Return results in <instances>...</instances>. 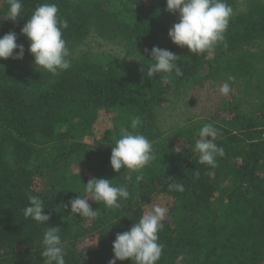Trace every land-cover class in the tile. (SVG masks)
I'll return each instance as SVG.
<instances>
[{"label":"trees","instance_id":"obj_1","mask_svg":"<svg viewBox=\"0 0 264 264\" xmlns=\"http://www.w3.org/2000/svg\"><path fill=\"white\" fill-rule=\"evenodd\" d=\"M43 2L56 3L68 21L63 36L72 66L59 75L38 70L21 33ZM227 3L233 15L225 42L192 54L168 36L179 16L166 0H23L16 21L5 20L8 3L0 0V37L13 31L25 48L22 59H0V264H44L47 226L61 229L66 264H109L117 233L156 205L167 208L157 264H264V0ZM153 46L181 57L182 74L173 73L172 83L147 77ZM225 81L232 90L219 92L205 120L219 129L215 143L225 150L213 167L193 151L200 128L165 130L160 114ZM136 115L154 146L140 182L141 173L110 165L120 127ZM93 177L126 185L130 198L110 210L89 198L99 212L94 219L71 214L69 201L85 196ZM29 195L44 201L49 221L25 218Z\"/></svg>","mask_w":264,"mask_h":264},{"label":"clouds","instance_id":"obj_2","mask_svg":"<svg viewBox=\"0 0 264 264\" xmlns=\"http://www.w3.org/2000/svg\"><path fill=\"white\" fill-rule=\"evenodd\" d=\"M8 8L5 20L16 21L23 17V0H7ZM167 11L179 13V22L174 23L168 31L173 43L187 47L192 54L212 51L218 44L225 42L233 8L227 0H166ZM59 7L54 2L37 4L27 22L21 28L29 43L28 52L33 55L38 70L44 69L52 75H59L72 65L69 59L71 53L64 30L68 28L67 19L59 14ZM17 34L10 31L0 37V59H22L25 53L23 44L17 43ZM18 49L17 52L14 50ZM145 51H149L145 49ZM153 63L147 66V77L161 74L165 83H172V74L181 75L177 61L181 57L168 49L153 46L150 50ZM231 85L225 81L220 87L222 95H228ZM142 117H131L130 127L121 126L119 138L112 145L110 165L115 172L122 168L141 173V170L154 159V146L151 140L139 129L142 127ZM199 139L196 140L193 151L198 154L201 164L217 166V157H224L225 150L215 143L219 129L209 122L199 129ZM198 176L199 173L197 172ZM143 175L138 174L136 181L140 182ZM169 190L183 191L182 184H169ZM85 196L78 195L69 201L71 214H80L84 218L94 219L99 215L98 209H93L88 200L103 203L107 209L119 208L121 201L129 199L131 193L126 185H116L112 179L91 178L84 183ZM139 200V196L134 197ZM29 205L24 208L25 218H31L38 224L50 220V215L44 212V201L36 195L28 196ZM66 207V206H65ZM167 208L156 205L146 211L127 231L117 233L113 241V259H131L135 264H157L162 255L164 245L159 242V232L163 229ZM44 264H66V246L61 238L59 227L47 226L42 239Z\"/></svg>","mask_w":264,"mask_h":264},{"label":"rangeland","instance_id":"obj_3","mask_svg":"<svg viewBox=\"0 0 264 264\" xmlns=\"http://www.w3.org/2000/svg\"><path fill=\"white\" fill-rule=\"evenodd\" d=\"M176 14L179 16L178 12ZM107 43L109 47L120 51L124 46V43L115 44L110 41ZM219 92V85H209L202 90L192 91L184 99H178L170 107L163 108L160 114L162 128L170 130L183 125L192 129L201 128L207 123L205 120L213 114L211 111L214 109L215 98L218 97ZM245 189L250 192L248 187Z\"/></svg>","mask_w":264,"mask_h":264}]
</instances>
